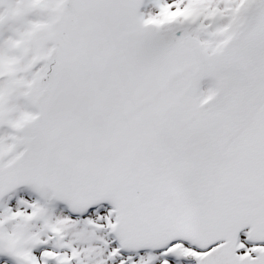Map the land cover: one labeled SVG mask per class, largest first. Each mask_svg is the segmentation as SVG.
<instances>
[{"label":"snow or ice","instance_id":"1","mask_svg":"<svg viewBox=\"0 0 264 264\" xmlns=\"http://www.w3.org/2000/svg\"><path fill=\"white\" fill-rule=\"evenodd\" d=\"M0 264H264V0H0Z\"/></svg>","mask_w":264,"mask_h":264}]
</instances>
